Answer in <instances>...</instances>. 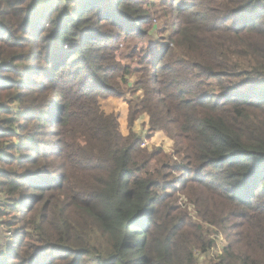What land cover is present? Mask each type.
<instances>
[{"label": "trees", "instance_id": "16d2710c", "mask_svg": "<svg viewBox=\"0 0 264 264\" xmlns=\"http://www.w3.org/2000/svg\"><path fill=\"white\" fill-rule=\"evenodd\" d=\"M153 2L0 0V113L49 87L23 86L34 41V78L50 62L74 88L56 179L44 108L16 143L0 127V264H197L219 238L209 264H264V0H172V47L122 65Z\"/></svg>", "mask_w": 264, "mask_h": 264}, {"label": "rangeland", "instance_id": "374dc122", "mask_svg": "<svg viewBox=\"0 0 264 264\" xmlns=\"http://www.w3.org/2000/svg\"><path fill=\"white\" fill-rule=\"evenodd\" d=\"M160 1L163 2V4L160 3ZM172 2V0H154V2L150 5L149 12L151 14L150 20L148 21V24L146 25L145 33H143L142 36L137 37L136 35L126 36L122 35L118 38V40L115 43V46L118 48L117 55L120 57L121 55L125 54L129 56L130 58L126 59L125 57L119 58L121 60L122 65H131V67H143L141 63L136 61V57H141L140 55H137L135 49H142L146 52L147 57H152L155 55V51L162 47H172V27L176 26V21L178 15L175 14L172 9L170 8L169 4ZM155 17H159V20H157ZM160 26V27H159ZM140 31L144 30L143 27H138L137 30ZM157 28L160 31V28H163L160 32L157 31ZM178 28V27H177ZM123 34V33H121ZM48 46L44 43L39 41H34V45L32 46V57L28 61V73L29 75L27 78H25L24 84L25 85H34L36 86V89L39 88V86L44 87L49 84L48 89L45 91L44 96L36 97L35 94H30L25 97V102L23 99L13 90H9L7 94H3L1 98L4 99V109L3 112L0 113V119L4 120L1 122L4 125H0L1 128L8 127L12 133H8L7 137H5V140L12 143H16L17 141H20L18 138L19 136H22L23 133H16L14 131L15 128H18L20 125H16V120L19 121L24 120L27 116H38L39 111L41 108H44L47 114L49 115L46 118V131L41 138V141L43 143L46 142L45 145H31L33 146L34 150L36 151L37 155H46L47 156V162L50 164V168L46 169L45 173L51 178H57V175L54 174L55 171H52L53 166H59L60 159L58 157L60 154H63L64 148H66L67 143H65V140H67V136L71 133L70 125L68 123V120L65 117V113L61 110L56 112V109L58 108V105L61 106L65 101H67V98L73 100L74 94L71 96L72 91H74V88L71 86V78L68 77V70H71L70 68H61V73L58 72L57 76L54 77V68L47 66L44 69H40L41 71L38 73V75L34 78L35 71L38 69V66L35 62L36 57H39L43 59L48 57L50 53H47ZM66 54H71V51H67L65 49ZM41 56V57H40ZM70 57V55H67V59ZM58 60V59H57ZM63 61V58L60 57L57 64H60ZM146 62H148V58L145 59ZM14 66V65H12ZM148 68L150 69L151 66L149 65ZM5 71L2 72L3 76L10 75V71L7 70V68L4 69ZM10 72V73H9ZM55 92V93H53ZM14 94L18 95L20 97V100H16L14 97ZM22 94V93H21ZM10 95V100H9ZM33 104H35L38 107V110L36 112L34 111H27L28 108L32 109ZM60 112V113H59ZM68 113V111H67ZM27 114V115H26ZM30 114V115H29ZM56 116V117H54ZM15 123V126H9L8 124ZM68 132L67 136H64ZM19 134L18 138L17 135ZM57 148V149H56ZM62 151V152H61ZM61 152V153H60ZM45 153V154H43ZM51 178L48 179L51 181ZM55 181V180H54ZM4 231H6V228L2 227ZM2 228L0 226V237H4L2 233ZM207 229H209L211 232L214 231L213 227L209 228L206 226ZM2 230V231H1ZM5 235V234H4ZM211 238L214 236L211 234ZM226 244V241L223 240V238H219L216 243V247L214 250H210L209 254L207 255H201L197 254V264H209L208 261L214 256L220 254L221 248Z\"/></svg>", "mask_w": 264, "mask_h": 264}]
</instances>
